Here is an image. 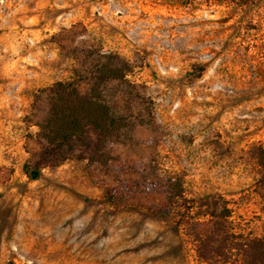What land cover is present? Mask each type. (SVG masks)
<instances>
[{
    "label": "rangeland",
    "instance_id": "obj_1",
    "mask_svg": "<svg viewBox=\"0 0 264 264\" xmlns=\"http://www.w3.org/2000/svg\"><path fill=\"white\" fill-rule=\"evenodd\" d=\"M107 52L145 123L49 143ZM0 264H264V0H0Z\"/></svg>",
    "mask_w": 264,
    "mask_h": 264
},
{
    "label": "trees",
    "instance_id": "obj_2",
    "mask_svg": "<svg viewBox=\"0 0 264 264\" xmlns=\"http://www.w3.org/2000/svg\"><path fill=\"white\" fill-rule=\"evenodd\" d=\"M99 56L94 64L95 79L86 94L80 92V76L57 83L52 112L39 123V132L49 143L67 144L74 138L80 139L88 125L100 131L121 133L129 125L134 129L145 123L142 119L127 122L111 102L117 94V89H112V81L129 83L128 72L132 69L129 60L115 52ZM30 175L38 177L39 170H30Z\"/></svg>",
    "mask_w": 264,
    "mask_h": 264
}]
</instances>
